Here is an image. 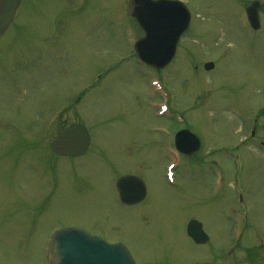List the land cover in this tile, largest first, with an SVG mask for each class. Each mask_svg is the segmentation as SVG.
<instances>
[{"label": "rangeland", "instance_id": "1", "mask_svg": "<svg viewBox=\"0 0 264 264\" xmlns=\"http://www.w3.org/2000/svg\"><path fill=\"white\" fill-rule=\"evenodd\" d=\"M126 1L25 0L0 38V264H44L53 229L70 225L121 241L137 264H264V232L249 241V256L246 242L253 229L264 231V163L247 158L264 154L256 135H264V46L251 47L264 36L242 31L245 8L259 1L263 9L264 0H185L197 16L176 59L160 72L133 56L143 33L124 13ZM201 52L217 56L215 73H196ZM152 80L167 85L172 110L203 137L188 160L174 156L171 141L180 126L147 107L162 102ZM73 122L91 133L88 154L58 158L39 146ZM256 124L263 127L250 136ZM152 128L167 130L170 144L159 147L162 135ZM243 153L242 169L235 170L232 158ZM212 162L225 169L224 188L212 180ZM171 163L173 178L165 174ZM127 174L145 178V201L120 203L115 183ZM235 179L259 201L251 211H259L258 220L235 236L232 260L223 254L213 260L217 241L226 240L229 203L239 208ZM192 217L216 246L188 238Z\"/></svg>", "mask_w": 264, "mask_h": 264}, {"label": "water", "instance_id": "2", "mask_svg": "<svg viewBox=\"0 0 264 264\" xmlns=\"http://www.w3.org/2000/svg\"><path fill=\"white\" fill-rule=\"evenodd\" d=\"M20 0H0V34L4 32L14 17ZM187 17L179 23L174 38H177L187 25ZM89 144V135L80 125H71L55 140L54 150L62 155H81ZM121 182L136 185L139 188V198L144 195V187L133 179H123ZM134 193V192H132ZM123 198H128L126 190H122ZM189 235L197 242L206 240L199 223L189 226ZM49 264H135L128 250L122 244L109 245L97 237H92L80 229L67 228L56 232L53 237Z\"/></svg>", "mask_w": 264, "mask_h": 264}]
</instances>
